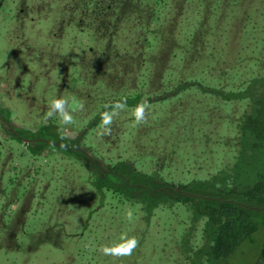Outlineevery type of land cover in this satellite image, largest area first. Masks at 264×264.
I'll list each match as a JSON object with an SVG mask.
<instances>
[{
  "label": "rangeland",
  "instance_id": "obj_1",
  "mask_svg": "<svg viewBox=\"0 0 264 264\" xmlns=\"http://www.w3.org/2000/svg\"><path fill=\"white\" fill-rule=\"evenodd\" d=\"M248 1L0 0V264H254L264 219L229 258L209 259L184 205L117 189L123 177L139 194L136 171L184 186L221 179L234 162L245 105L214 91L231 94L255 70L264 2L247 16ZM136 96L151 106L139 125ZM52 98L83 104L73 124L48 118ZM125 100L100 135L102 114ZM106 164L120 176L97 179ZM123 233L139 241L131 256L99 251Z\"/></svg>",
  "mask_w": 264,
  "mask_h": 264
},
{
  "label": "trees",
  "instance_id": "obj_2",
  "mask_svg": "<svg viewBox=\"0 0 264 264\" xmlns=\"http://www.w3.org/2000/svg\"><path fill=\"white\" fill-rule=\"evenodd\" d=\"M101 1L99 0V2ZM223 1L228 11L238 6L239 2L243 3L242 0ZM262 1L264 2V0ZM257 2L258 0L247 2L249 4L246 6L247 12L245 11L247 16L249 12L256 10L255 4ZM262 22L264 23V21ZM263 23L261 25L255 24L254 30L260 26V31L264 32ZM241 29L246 33L248 25L241 26ZM250 58L256 59L251 65L255 70L250 69L251 75L248 74L246 78H241L240 86L231 88L233 90L231 94L218 89L214 91L218 94H225L227 99L242 101L245 105L243 120L238 124V135L233 144L235 160L231 165L226 166L221 179L214 177L212 180L206 181L193 180L184 186L181 183L165 182L161 178L146 172L136 171L135 176L138 177L134 180L140 181V184L134 185L138 186L139 190L141 189L136 195L134 192H130L129 183L126 182L125 178L118 177L123 183V189H117L126 201L130 202L133 199L140 200L141 198L147 200L146 197L156 196L159 197L158 201L165 197L161 202L168 201L170 206L174 204L184 205L190 214V230L187 234L193 242L190 232L195 231L198 226L201 227L202 242L199 246H207L204 253L209 256V259L229 258L243 241L251 239L257 231L259 227L257 219H264V168H257L252 181L248 184L245 181L247 176L243 175L246 167L254 161L259 163L264 161V155L260 156L264 153V45L253 52V56ZM253 67L252 69H254ZM237 70L242 72L243 68L237 67ZM132 101H136L134 103L138 104L141 100L136 96ZM86 158H83V161L89 167H92L95 162L99 164L96 158ZM113 170L116 168L106 164L100 176L97 175V179H103L101 175L105 176L106 179L112 175L120 176L117 172H111ZM164 184L166 187L162 190ZM96 188L102 194L103 185L96 184ZM155 201L156 199L151 202L154 203ZM188 261L192 264L198 262L192 260L193 263L190 257H188ZM254 264H264V241Z\"/></svg>",
  "mask_w": 264,
  "mask_h": 264
},
{
  "label": "clouds",
  "instance_id": "obj_3",
  "mask_svg": "<svg viewBox=\"0 0 264 264\" xmlns=\"http://www.w3.org/2000/svg\"><path fill=\"white\" fill-rule=\"evenodd\" d=\"M111 111H106L102 114V120L100 128L102 131L100 135H110L111 125L114 122V118L119 115L121 111L126 108V100L123 102H117L114 105L109 106ZM82 109L83 104H77L73 100V106L70 108L68 101L63 98H52L48 104V118L58 117L61 125L73 124L75 121L72 116V111ZM150 104L147 99L140 101L132 110L131 115L134 118V124L139 125L147 122V113L150 111ZM60 138L62 140L67 139L63 131L60 132ZM52 147L55 148V142L52 143ZM126 219L128 221L133 220V213L131 209L126 212ZM139 244L138 239L135 236H128L127 233L121 234L118 241H114L110 244L102 245L99 251L105 256L112 257H124L131 256L134 250Z\"/></svg>",
  "mask_w": 264,
  "mask_h": 264
}]
</instances>
